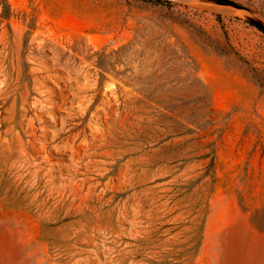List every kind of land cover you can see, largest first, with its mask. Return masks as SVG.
Listing matches in <instances>:
<instances>
[{
  "label": "rangeland",
  "instance_id": "374dc122",
  "mask_svg": "<svg viewBox=\"0 0 264 264\" xmlns=\"http://www.w3.org/2000/svg\"><path fill=\"white\" fill-rule=\"evenodd\" d=\"M0 0V264H264V0Z\"/></svg>",
  "mask_w": 264,
  "mask_h": 264
},
{
  "label": "trees",
  "instance_id": "16d2710c",
  "mask_svg": "<svg viewBox=\"0 0 264 264\" xmlns=\"http://www.w3.org/2000/svg\"><path fill=\"white\" fill-rule=\"evenodd\" d=\"M152 1H154L157 4H161V5H167V6H170L171 5V3L169 1H166V0H152ZM2 5H3L2 6L3 7L2 16L3 17H8L9 16V12H10V7L7 4L6 0H4V2L2 3Z\"/></svg>",
  "mask_w": 264,
  "mask_h": 264
}]
</instances>
